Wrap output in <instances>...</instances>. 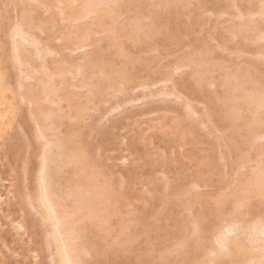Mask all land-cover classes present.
I'll list each match as a JSON object with an SVG mask.
<instances>
[{"label": "bare ground", "instance_id": "1", "mask_svg": "<svg viewBox=\"0 0 264 264\" xmlns=\"http://www.w3.org/2000/svg\"><path fill=\"white\" fill-rule=\"evenodd\" d=\"M27 1L32 5L41 4L43 13L35 16L36 7L32 11L23 8L24 11L17 17V0H0V153L11 150L13 146V124L17 119L15 99L18 95L24 105L23 110L35 120L36 132L42 140L37 194L42 209L41 218L44 217L46 225L51 226L50 230V226L44 225L48 232V235L45 234L46 241L51 245L52 237L56 239L63 264H83L81 256L89 245L95 246V253L102 257L103 249L112 247V242L95 235L87 244L88 234L78 224L80 212L86 210L85 217L96 219L97 226L103 228L102 223L110 222V203L118 196L129 198V195L123 189L124 177L117 187L115 180L108 175L104 180L100 178L103 172L94 161L88 142L80 138L83 137L82 133L76 132L80 135L76 136L68 127L64 130L61 128L67 124L61 103L66 101L68 116L78 120L84 117L89 108L87 102L80 100V94L73 91L76 87L86 89L87 101L94 96L99 98L95 105L97 109L104 94H111L112 89L128 93L130 90L145 91L158 85L151 90L152 97L164 95L166 99L175 96L182 100L188 90L204 96L205 86L212 84L210 72L219 63L216 59L210 57L209 61L207 58L214 50L207 48L206 42L194 29L195 21L191 20L188 9L190 0ZM250 3L258 6L253 15L259 13L264 17V0H250ZM123 4L128 7L126 11L121 8ZM233 4L238 9L236 0H233ZM199 6H202L201 2ZM164 7L168 8L167 13L163 12ZM242 12L239 7L238 15L241 17ZM184 14L187 18L181 19L180 23L187 34L197 33L194 34V41L185 40L184 35L170 25L172 17ZM263 25L245 19L229 26V33L259 42L255 54L264 58V43L260 42L264 39ZM35 29L46 34L47 39L40 37ZM124 37L131 39L134 44L146 46L140 58L116 60V55L128 53L124 47ZM167 41L170 44L195 45V52L186 51L187 47L184 48L186 50L180 48L189 57L190 63L187 65L192 71L188 76L178 73L182 67L179 63L174 67L157 61L160 57L157 44L160 42L165 44L166 53L172 54L174 51L166 44ZM217 46L223 48L221 44ZM37 59L40 60L39 65ZM50 60H53L54 66ZM138 60L144 72L137 68ZM225 74V80L221 83L223 94L216 93L213 100L212 110L215 112L205 108V114L209 121H213L216 114L220 128L235 133L234 145L243 141L250 144L244 163H241L247 169L239 174L240 186L231 192L213 195L187 186L182 193L177 194L176 204L184 210L181 228L186 230V236L189 233L193 236V245L189 243L191 239L187 240L188 237L176 241L161 253L159 264H179L171 256L174 253L182 254L184 264H233L234 260L241 264H255L256 259L264 264V145L259 142L260 138H264V73L255 64L248 63L244 67L237 64L235 72ZM258 82L262 83L261 87H255ZM178 87L181 88L179 92L186 93L177 95ZM90 90L92 92L89 93ZM183 102L184 106L179 107L186 108L184 112L180 108L183 113L186 111L185 114L178 112L179 107L176 111V105L175 112H169L170 115L165 109L168 107L163 106L166 112L158 110L160 113L151 119L149 127L159 128L163 133V141L170 142L171 145L165 142L169 147L176 146L179 141L191 142L190 159L198 166V177L208 181L213 179L215 183L220 180L221 156L214 152H217L221 133H218L216 141L207 140L208 144L212 143L204 147L205 144H201L204 142V133L196 125L198 122H194V125L187 123L196 115V110L189 101L184 99ZM33 104L38 112L31 108ZM54 105L57 112L50 109ZM201 124L205 128L207 121L202 119L200 127ZM243 128L249 135L240 133ZM259 128H262V132H257ZM152 155L154 162L169 164L163 153L155 150ZM8 162L9 166L0 171V264H30L28 256L33 237L31 209L35 205L29 187L28 162L26 158L23 161L19 186L16 180L9 177L13 169L10 167L11 162ZM67 165H74L75 178L71 186L63 187L58 178ZM93 165L96 171L90 172L88 168ZM2 173H5V177ZM154 181L164 188L172 185L166 175H156ZM16 187H20V190H16ZM3 199L5 203H2ZM209 203L210 208L207 206L208 209L196 211L197 205L206 207ZM128 205L131 202L128 201ZM226 219L229 220L228 224ZM202 220L206 225L203 226ZM107 227L111 228V223ZM204 228L211 231L215 237L213 240L221 242L219 255L217 247L209 249L206 242L204 245L202 236L207 238L209 233L206 234ZM241 228L243 232L238 233ZM227 237L236 240V250L232 253L234 257L228 262L223 258L227 253L223 250H230L229 245L224 243Z\"/></svg>", "mask_w": 264, "mask_h": 264}, {"label": "rangeland", "instance_id": "2", "mask_svg": "<svg viewBox=\"0 0 264 264\" xmlns=\"http://www.w3.org/2000/svg\"><path fill=\"white\" fill-rule=\"evenodd\" d=\"M200 2L202 3L201 7L199 6ZM236 2L238 4V9L240 7L243 11L242 17L238 15V9L234 6L233 0H190V4L188 5L191 20L195 21L194 29L201 39L206 42L207 48L209 50H214L213 54L207 55L208 60L210 61L211 57L216 59L219 63L218 67L210 72L209 79L212 84L205 86L204 96L194 93L193 90H188L187 94H184L186 92L184 90V93L179 92L181 88L179 89L178 87L176 93L179 94L177 95L184 94L182 97L185 96L182 100H180L181 98L177 99L175 96H169L166 99H164V95L152 97L150 92L156 89L158 85H153L154 87H152V89L150 88L145 91L140 89L138 91L130 90L128 93L112 89L111 94H104L100 107L97 109L95 105L99 102V98L94 96L87 101V96L85 95L86 89L76 87L74 89L72 88L73 91L75 90L80 94V100L87 102L89 108L84 117L78 120L70 119L68 116L67 102L63 101L61 103L65 113L64 119L67 122V124H63L61 128L64 130L68 127L73 135L76 134V132L82 133L83 137L79 134H76V136H80V138L86 140L91 147L94 161H96L98 168L103 172L100 178L104 180L109 176L115 180L114 184L117 187L120 183V179L124 177L123 189H125L126 194L128 193L129 195V198H125L123 195L118 196L115 201L110 203V222L102 223L103 228L97 226L96 219L85 217L87 214L86 210L80 212L81 219L78 221V224L84 227L88 234L87 244H90L91 238H94L95 235L101 236L103 240L112 242V247L103 249L102 257H99L95 253V246L89 245L87 247L88 250L83 252L81 256L83 264H159L161 253L168 247H172V244L176 241L178 242L188 237L189 239L187 240L189 241L191 239L189 243L193 245L191 243L193 236L190 233L189 236H186V230L181 228L184 210L179 208L176 204L178 201V193H182L187 186H192L193 189H198L208 194L221 195L226 192H231L236 186H240L239 174L247 169L244 168L241 163H244V156L248 153L250 144L243 141L238 143L239 145H234L236 144L234 142L235 133L220 128L217 123L219 121L216 118V114H214V119H216H213V121H209L205 114V108L211 111L214 107L213 100L215 94H223V86H221V83L225 80V72H235L237 64H241L244 67L247 66L248 63H253L264 73V58L255 54L258 52L257 46L259 42L256 43L253 40H245L238 34L232 36L229 33V26L240 23L245 19H251L254 23H257V25L262 26L264 24V17L259 13L253 15V12L256 11L258 6L250 3V0H236ZM33 7H36L34 10L35 16L43 13L41 4L37 3V5H32L31 2L27 0H17V4L15 5L17 17L24 11L23 8L32 11ZM121 8L123 11H126L128 7H126V4H123ZM167 9V7H164L163 12L167 13ZM186 18L187 16H185V14L179 17L174 16L170 21V25L172 29L184 35L185 40L194 41V37L197 33H194L195 35L187 34L184 26L180 23L181 19ZM261 22L263 23L260 24ZM35 32L39 36L41 35L40 37L43 39H47L46 34L43 32L36 29ZM256 32L258 31L256 30ZM123 39L124 47L128 53L116 55V60L119 61L129 57L138 59L143 55L146 47L145 45L134 44L131 39L127 37ZM260 42L264 43V39ZM54 44L61 50L57 43ZM166 44L173 48L174 51L172 54L166 53L165 44L160 42L157 44V53L160 54L157 61H160L163 65L174 67L179 63L182 67L178 73L181 76H188L190 71H192V68L187 65L190 63L189 57L185 55V52L180 48L184 49L187 47V50H184L195 52V45L170 44L168 41ZM218 44H221L223 48H219L217 46ZM64 53H68V51H64ZM199 55L203 56V54ZM39 62L40 60L37 59L36 63L38 64ZM49 62L52 66L55 65L53 60ZM136 66L144 72L140 67L139 60L136 61ZM16 75L17 71H15V79ZM154 76H158V74ZM104 85L106 86V84ZM261 86L262 83L258 82L255 84V87ZM105 89L108 90V86H106ZM90 92H92V90H90L89 93ZM184 99L189 101L196 110L195 114L197 116H194L197 118L191 116L197 120L189 118L190 120L187 121V123L194 125L198 122L199 125H196L199 129L201 128V132L204 133V142L201 143L202 145L205 144L203 145L204 147H209L212 142L208 144V141H216L218 133H221V135H219L220 141L216 149L217 152H214L216 155L218 153L221 156V165L218 174L220 180H217L215 183L213 179L209 180L213 182H209L206 179L198 177V166L196 163L191 162L190 159L191 142L185 143L179 141L176 146L172 145L169 147L165 142L171 145L169 144L170 142L166 140L163 141V133L159 128L149 127L151 125V119L156 117L160 112H164L166 109L168 110V114H170L173 111L175 112V110L177 111L179 105L184 106ZM104 100L108 101L105 102ZM171 105H173V107H171ZM176 105L177 107L175 108L174 106ZM55 106L56 105L50 106V109H55L54 112H57V107ZM163 106L168 107V109L165 107V109L162 108ZM182 106L179 107L178 112L181 110L184 112V110H186V108ZM114 107H117V109H113ZM23 108L24 105L20 102V98L17 95L15 99V114L17 119L13 124L12 132L14 136L12 140L13 146L11 150L0 153V171H4L5 167L9 166L7 164L8 161V163L11 162L10 167L13 171L9 177L12 180H16L19 186L22 177L23 161L26 158L28 162L27 174L29 187L35 205V208L31 209L33 237L30 241L29 263L63 264L56 239L52 237L51 245H48L46 241L48 232L46 233L44 225L45 227L50 225L47 226V220H45L44 217L41 218L42 209L37 194L39 172L41 168L40 154L42 151V140L36 132L35 120L29 117ZM31 108L35 112H38V108H36L34 104L31 105ZM169 108H171V110ZM158 110L160 112H158ZM74 112L76 113L77 111ZM183 112L182 114L186 113V111L185 113ZM212 112L215 111L212 110ZM202 119L207 121L205 128L202 124L200 127ZM257 132H262V128H259ZM240 133L249 135L244 128L240 130ZM201 138L203 141L202 136ZM206 141L207 143H205ZM259 142L264 145V138H260ZM25 145H27V147H25ZM155 150L163 153L169 164L154 162L152 160L154 158L152 153ZM95 169L96 166L94 165L88 168L90 172H95ZM74 170V165H67L65 171L58 178L63 187L71 186L75 178ZM4 175L5 173L3 176ZM156 175L168 176L172 181V185L168 188L156 185L154 181ZM231 183L232 186L230 185ZM15 189L19 191L20 187H16ZM3 196H6L5 192ZM12 196H14V191H12ZM128 201L131 202V205H128ZM5 202L6 200L3 199L2 203ZM208 205L211 204H207L206 207ZM206 207L200 206L199 204V206H196V211H200V209L204 210V208L208 209V207L210 208L211 206ZM38 212H40V214ZM206 221L208 224L209 219ZM221 221L224 222V220ZM202 222L203 226L206 225V222L203 220ZM226 222L224 224H226ZM110 223L111 228H108L107 226ZM228 223L229 220L227 224ZM221 224L223 223L221 222ZM49 228L51 230V226L48 227V229ZM203 231L206 234L209 232L208 236H206L207 238L202 236L204 237L203 239H205L203 242L207 243L209 249H211V247H217L219 255L222 250L221 242L219 240H213L215 237L213 238L211 231L207 228H204ZM242 232V228L238 230V233ZM45 234L47 235L45 236ZM224 240V243L228 244L230 247V250H223L227 252L223 258L228 262L229 259L234 257L232 253L236 250V240L228 237ZM210 241L212 244H210ZM213 241L215 243H213ZM206 243L204 245H206ZM172 255L179 264H184L182 254L174 253L171 254V256ZM233 264L241 263L234 260ZM255 264H260V261L256 259Z\"/></svg>", "mask_w": 264, "mask_h": 264}]
</instances>
